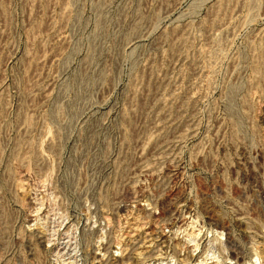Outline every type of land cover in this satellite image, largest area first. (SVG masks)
<instances>
[{
	"label": "rangeland",
	"instance_id": "374dc122",
	"mask_svg": "<svg viewBox=\"0 0 264 264\" xmlns=\"http://www.w3.org/2000/svg\"><path fill=\"white\" fill-rule=\"evenodd\" d=\"M194 219L264 261V0H0V264H196Z\"/></svg>",
	"mask_w": 264,
	"mask_h": 264
},
{
	"label": "bare ground",
	"instance_id": "6f19581e",
	"mask_svg": "<svg viewBox=\"0 0 264 264\" xmlns=\"http://www.w3.org/2000/svg\"><path fill=\"white\" fill-rule=\"evenodd\" d=\"M41 209H38L37 212L39 214ZM56 214V213H55ZM61 217V219H64V216H62L61 214L59 215V218ZM37 217H35L36 220V224L40 225L41 223H39L40 221H37L36 219ZM41 219V218H40ZM32 220V219H31ZM30 220V221H31ZM189 222V221H188ZM185 222L184 224L188 223ZM197 219L192 220L187 227L184 228L183 232H186V237H187V243L188 244H193L192 246L194 247L193 252H196L200 249L201 244L199 243V240H201L200 238L202 237L204 232H208L210 234V239L208 240V246L206 248V251L201 254L198 258H197V262L196 264H237V262H235V260L233 258H231L230 255V244L232 247L235 248H240L241 247V243L238 242L236 239H232L229 238V235L226 231L224 230H219L218 228H215L213 230H208V229H204L205 225L200 223ZM182 227H184V225H182L180 227V229H182ZM57 231V230H56ZM56 231H50L51 235H53V237L56 235ZM226 235V236H225ZM47 241H50L51 237L49 235H47ZM45 238V236L43 237V239ZM163 239V238H162ZM166 240H163L162 243H166ZM219 247L224 249L225 255L222 256L219 254ZM186 254V253H185ZM184 254V255H185ZM256 257L254 255H252L249 259L247 258L246 261H244L243 263H239V264H257L260 263V256L258 255V252H256ZM186 258L184 259V263L185 264H191L192 261H190L189 256L186 254ZM121 261H123V259H121ZM151 264H156L151 263ZM157 264H177V260L173 257V256H165V259L161 260L160 262H157Z\"/></svg>",
	"mask_w": 264,
	"mask_h": 264
},
{
	"label": "built area",
	"instance_id": "2783aa9c",
	"mask_svg": "<svg viewBox=\"0 0 264 264\" xmlns=\"http://www.w3.org/2000/svg\"><path fill=\"white\" fill-rule=\"evenodd\" d=\"M255 257L257 256L256 255V253L255 254H253ZM258 255L260 256V263H257V264H264V261H263V259H262V256L259 254V252H258ZM240 259H241V257H234V260H235V262H237V264H239L240 263Z\"/></svg>",
	"mask_w": 264,
	"mask_h": 264
}]
</instances>
